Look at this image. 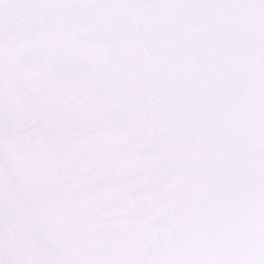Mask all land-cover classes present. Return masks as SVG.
I'll use <instances>...</instances> for the list:
<instances>
[{"label":"snow or ice","instance_id":"obj_1","mask_svg":"<svg viewBox=\"0 0 264 264\" xmlns=\"http://www.w3.org/2000/svg\"><path fill=\"white\" fill-rule=\"evenodd\" d=\"M0 264H264V0H0Z\"/></svg>","mask_w":264,"mask_h":264}]
</instances>
